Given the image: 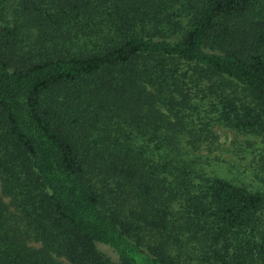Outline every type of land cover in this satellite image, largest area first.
Instances as JSON below:
<instances>
[{
    "label": "trees",
    "instance_id": "trees-1",
    "mask_svg": "<svg viewBox=\"0 0 264 264\" xmlns=\"http://www.w3.org/2000/svg\"><path fill=\"white\" fill-rule=\"evenodd\" d=\"M215 126L264 146V0H0V264H264Z\"/></svg>",
    "mask_w": 264,
    "mask_h": 264
},
{
    "label": "rangeland",
    "instance_id": "rangeland-1",
    "mask_svg": "<svg viewBox=\"0 0 264 264\" xmlns=\"http://www.w3.org/2000/svg\"><path fill=\"white\" fill-rule=\"evenodd\" d=\"M212 134L213 139L203 142L195 153L201 157L204 169L264 196V146L260 139L220 126L213 127ZM259 216L264 223V203ZM98 248L114 261L110 250Z\"/></svg>",
    "mask_w": 264,
    "mask_h": 264
}]
</instances>
